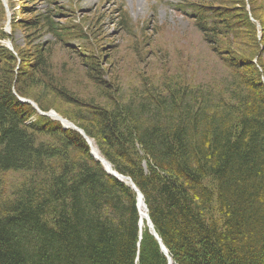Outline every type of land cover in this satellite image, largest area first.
I'll return each instance as SVG.
<instances>
[{
    "label": "trees",
    "instance_id": "trees-1",
    "mask_svg": "<svg viewBox=\"0 0 264 264\" xmlns=\"http://www.w3.org/2000/svg\"><path fill=\"white\" fill-rule=\"evenodd\" d=\"M19 1L12 34L0 32L17 54L0 44V264H264L257 0H249L251 11L242 0L227 13L197 0L175 4L227 55L226 78L195 84L176 76L153 86L143 76L128 89L103 69L102 35L88 36L74 10L58 0H44L45 8L42 0ZM120 10V29L136 34ZM66 54L83 59L102 101L70 88ZM14 91L44 112L57 102L73 107L65 118L135 184L158 238L146 221L140 227L138 193L106 172L85 138L38 116Z\"/></svg>",
    "mask_w": 264,
    "mask_h": 264
},
{
    "label": "rangeland",
    "instance_id": "rangeland-1",
    "mask_svg": "<svg viewBox=\"0 0 264 264\" xmlns=\"http://www.w3.org/2000/svg\"><path fill=\"white\" fill-rule=\"evenodd\" d=\"M59 1L69 9L71 3H75L77 12L73 13L75 16L73 19L79 21V27L88 36L102 35L98 37L100 41L96 39V42L98 47L100 46L98 41L102 44L101 62H108L103 65V69L113 81H119L125 89L139 86L143 76L150 77L153 86H158L167 78H176V76H181L195 84L215 83L228 76L229 68L223 59L227 55L218 54L212 44L214 41H211L212 43L207 41L204 33L195 28L194 21L176 10L175 4L178 0ZM241 1L197 0L207 7H213L224 13H227V7L240 5ZM245 2L247 11H251L249 0ZM17 3L20 5L19 0ZM44 5L42 3L40 8H44ZM257 6L260 18L264 19V0H257ZM120 9H124L130 15L136 34L129 35L120 29L116 18ZM2 28L6 27L0 20V31ZM257 29V35L260 37L262 30L259 31V27ZM16 36L18 44L24 45L22 32L18 31ZM4 41L0 39L3 44ZM77 44H80V41L72 42L73 46ZM65 59L68 60L65 62L68 63L70 73L67 77L69 79L66 80L70 88L81 95L84 101L93 99L102 101L99 89L90 79L88 67L84 65L83 59L80 56L79 59H74L72 55H67ZM76 59L79 66L74 65ZM72 109L73 107L66 103L57 102L55 108L50 111L62 117H71L69 112L73 111Z\"/></svg>",
    "mask_w": 264,
    "mask_h": 264
},
{
    "label": "bare ground",
    "instance_id": "bare-ground-1",
    "mask_svg": "<svg viewBox=\"0 0 264 264\" xmlns=\"http://www.w3.org/2000/svg\"><path fill=\"white\" fill-rule=\"evenodd\" d=\"M54 117L59 120L60 122H62V124L66 127H69V128H73V123H71L70 121H66V119H64L63 117L59 116L58 114H54ZM89 143L92 147V150H93V154L98 157V159L100 160H103V158L101 157L99 151L97 150L96 146L94 145L93 141L92 140H89ZM103 163L105 165V167L107 168L108 171L112 172L113 171V168L110 167V165L103 160ZM123 182L125 183H128V179L126 178H123L121 177L120 178ZM144 199H142L140 197V200H139V207H140V215H141V224H142V227L144 226V222L147 221V210H146V207H145V202L143 201ZM141 227V226H140Z\"/></svg>",
    "mask_w": 264,
    "mask_h": 264
},
{
    "label": "water",
    "instance_id": "water-1",
    "mask_svg": "<svg viewBox=\"0 0 264 264\" xmlns=\"http://www.w3.org/2000/svg\"><path fill=\"white\" fill-rule=\"evenodd\" d=\"M77 130H79V132L85 136V133H84L83 130H81V129H77ZM92 154H93V152H92ZM93 156L95 157V159L99 160V161L101 162V164H103V166L105 167V165H104V163H103V160L106 161L105 159L100 160V159H98V157H96L94 154H93ZM106 162H107V161H106ZM108 164H109V163H108ZM109 165H110V164H109ZM110 167H111V165H110ZM105 170H106L107 173H109L110 175L116 177V178L119 179L120 181H122V180L120 179L121 177L128 179V183H127V184H131V185H132V188H133V189L138 193V195H139V200H140V197L143 199V195H142L141 192L137 189V187H136L135 184L131 181L130 178H128V177H124L123 175H121V174H119V173H117V172H115V171L110 172V171L107 170L106 167H105ZM144 204H145V203H144ZM145 207H146V206H145ZM146 210H147V207H146ZM147 224H148V226H149L151 229H153V231H154V227H153V224H152V222H151V220H150V217H149V214H148V210H147ZM154 234H155L156 237L158 238V235H157V233H155V231H154ZM160 242H161V240H160ZM161 244H162V243H161ZM162 249H163V251L168 255V251H167L166 247H165L163 244H162ZM168 256H169V255H168Z\"/></svg>",
    "mask_w": 264,
    "mask_h": 264
}]
</instances>
